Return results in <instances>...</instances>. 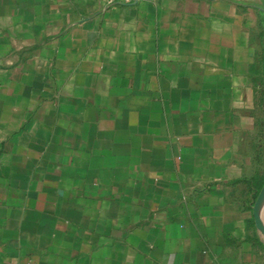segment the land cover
Here are the masks:
<instances>
[{
  "label": "crops",
  "instance_id": "0c3cea01",
  "mask_svg": "<svg viewBox=\"0 0 264 264\" xmlns=\"http://www.w3.org/2000/svg\"><path fill=\"white\" fill-rule=\"evenodd\" d=\"M263 0H0V264H264Z\"/></svg>",
  "mask_w": 264,
  "mask_h": 264
},
{
  "label": "water",
  "instance_id": "95a60500",
  "mask_svg": "<svg viewBox=\"0 0 264 264\" xmlns=\"http://www.w3.org/2000/svg\"><path fill=\"white\" fill-rule=\"evenodd\" d=\"M264 1V0H263ZM264 182L254 200L252 206V216L256 229L261 233L264 238Z\"/></svg>",
  "mask_w": 264,
  "mask_h": 264
},
{
  "label": "built area",
  "instance_id": "2783aa9c",
  "mask_svg": "<svg viewBox=\"0 0 264 264\" xmlns=\"http://www.w3.org/2000/svg\"><path fill=\"white\" fill-rule=\"evenodd\" d=\"M139 0H114V3L117 4H130V3H134L137 2Z\"/></svg>",
  "mask_w": 264,
  "mask_h": 264
},
{
  "label": "rangeland",
  "instance_id": "374dc122",
  "mask_svg": "<svg viewBox=\"0 0 264 264\" xmlns=\"http://www.w3.org/2000/svg\"><path fill=\"white\" fill-rule=\"evenodd\" d=\"M263 147H264V143H263ZM262 154H264V148H262ZM259 165H260V168H261V172L264 173V160H262ZM263 216H264V210H263Z\"/></svg>",
  "mask_w": 264,
  "mask_h": 264
},
{
  "label": "trees",
  "instance_id": "16d2710c",
  "mask_svg": "<svg viewBox=\"0 0 264 264\" xmlns=\"http://www.w3.org/2000/svg\"><path fill=\"white\" fill-rule=\"evenodd\" d=\"M263 182H264V176H262L261 179H260V183H261V184H260V187H259V188H261Z\"/></svg>",
  "mask_w": 264,
  "mask_h": 264
}]
</instances>
